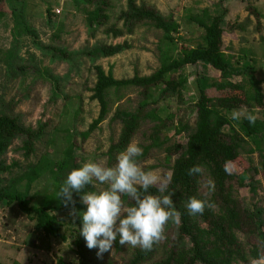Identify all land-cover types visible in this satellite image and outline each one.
Instances as JSON below:
<instances>
[{
  "label": "rangeland",
  "instance_id": "obj_1",
  "mask_svg": "<svg viewBox=\"0 0 264 264\" xmlns=\"http://www.w3.org/2000/svg\"><path fill=\"white\" fill-rule=\"evenodd\" d=\"M135 1L163 16H174L179 23L174 43L163 44L162 33L149 26L138 27L131 36L116 40L106 37L102 33L103 28L92 36V29L88 27L86 18L87 12L95 7L94 0H14L15 14L5 11V16L0 21V114L8 113L18 117L25 127L36 128L40 122L45 125V130L28 159L20 150L21 143H13L4 157L7 165L13 167L11 174L4 176V180L8 191L22 195L30 206L54 209L51 214L60 223L61 229L59 236H48L37 231L36 222L23 214L17 205L4 209L0 213V264L79 262L72 238L75 225L70 211L66 210L64 203L58 198L59 186L74 164L102 161L110 166L115 163L117 156L114 161L109 162L108 150L118 139L120 125L112 122V117L116 110L135 112L141 101L135 90L122 94L119 101L110 96L107 119L98 129L89 133V126L99 112L97 103L90 100L92 94L89 91L95 83L92 69L94 65L101 66L105 72L111 69L116 80L131 79L134 76L148 77L160 66L159 47L177 54L182 47L194 48L202 44L203 31L193 25L189 18L208 9L213 15L223 17V46L226 55L232 65L238 66V70L244 73L233 77L231 83L237 84L253 76L263 82L261 88L264 94L261 62L244 61V55L238 53L240 48L246 49L247 43L251 50L253 46H257L255 20L247 13V7L253 0ZM112 5L107 13V25L117 24L121 28L117 18L126 8V0L115 1ZM247 24L248 42V35L245 33H237L238 39L235 41L236 36H232L233 30L230 31V28L233 26L237 30L241 25L246 28ZM124 42L128 43L130 49L113 58L92 62L83 55L87 49L96 45ZM257 47H254L255 52L258 51ZM57 50L65 52L67 59L62 60L57 55ZM236 57L242 58L236 61ZM245 63L248 67H245ZM172 76L186 81L182 92L184 103L178 104L176 98H168L158 104V114L168 124L162 131V136L169 139L164 148L175 143L185 144L187 135H175L174 126L180 120L193 127V105L199 93L198 80H202V87H208L211 82L218 80V75L202 64L183 68ZM214 90L208 91V94L214 96ZM153 96H159L158 90L153 91ZM233 112H238L240 119L233 120ZM248 114L264 121V110L254 106L226 112L236 130ZM148 128V125L143 126L132 140L139 143L143 150L148 144ZM224 132H229V128L225 127ZM249 149H254L252 139L249 140L240 163L249 167V181L245 182L244 187H240L239 181L235 180L232 187L244 208L262 212L261 224L264 231V177L254 172L253 169L258 168V154H248ZM139 163L143 169L155 171L159 177L155 187L164 188L168 185L173 159L166 156L164 149L150 151ZM208 184V179L204 178L201 186L203 194H206ZM177 225L178 223L171 221L167 229ZM164 234L160 242H163ZM239 239L243 243L257 242L256 237L239 235ZM184 243L186 247L190 246L188 241ZM136 248L139 247L124 245L119 252L113 244L112 250L103 255L111 264H126ZM252 264H264V261Z\"/></svg>",
  "mask_w": 264,
  "mask_h": 264
},
{
  "label": "trees",
  "instance_id": "obj_2",
  "mask_svg": "<svg viewBox=\"0 0 264 264\" xmlns=\"http://www.w3.org/2000/svg\"><path fill=\"white\" fill-rule=\"evenodd\" d=\"M94 1L93 10L86 11V22L92 29V36L103 28L102 33L106 37L116 40L131 36L138 27L149 26L162 33L163 44L175 42L174 35L179 31V23L172 14L163 16L152 8L137 4L135 0H126V8L117 18L121 23V28H118L117 24L107 25V13L112 9V3L118 0ZM7 10L15 14L14 0H0V21ZM247 12L255 17L256 31L259 32L258 14L251 7H247ZM189 21L203 31L202 44L194 48L182 47L177 54L159 47L160 66L148 77L134 76L131 79L116 80L111 69L105 72L101 66L92 67L95 83L89 90L92 94L90 100L97 103L99 112L89 126V133L98 129L107 119L110 112V96L119 101L122 94L135 90L141 97L135 112L116 110L112 117V122L119 123L120 133L117 141L109 147V162L114 161V158L132 142L138 131L147 125L148 144L144 147L139 161L150 151L162 149L168 158L173 159L168 185L164 188L152 186L149 192L159 195L160 189H165L164 194L174 193L172 198L175 210L179 213V223L167 229L171 222L169 221L165 227L163 242H157L151 250H143L140 247L134 249L126 264L259 263L264 261L262 212L244 208L232 187V182L238 180L239 186L244 187L245 182L249 181V167L240 163L250 139L254 149L247 150V153H257L259 161V169L253 170L264 177V121L256 119V122L250 125L245 118L236 130L226 112L253 106L264 110L262 82L250 76L240 83H231L233 77L242 76L244 73L235 68L226 55L223 46L224 20L221 15H213L208 9H204L192 15ZM232 27L230 31L235 30ZM129 49L127 42L116 45L102 44L87 49L83 55L95 62L113 58ZM57 55L62 60L67 59L62 50H57ZM198 64L208 66L218 75V80L211 82L208 87L200 86L202 80H198L199 93L193 105V127L183 124L180 120L174 126L175 135H187L186 142L184 145L175 143L164 148L169 139L162 136V131L168 124L166 119L159 116L158 104L168 98H176L178 104H183L182 92L186 81L179 77L173 78L172 75L183 68ZM154 90H158L157 98L153 96ZM211 90L216 91L214 96L208 94ZM225 127L229 128V132H224ZM44 130L45 125L40 122L36 128L25 127L18 117L8 113L0 114V213L17 205L23 214L36 222L37 231L55 237L60 235L61 226L51 214L54 209L30 206L22 195L11 194L4 180V176L11 174L13 167L7 165L4 159L13 143H21L20 150L28 159L34 153L35 144L42 138ZM195 165L202 167V173L189 176L188 169ZM79 166L81 165L74 164L73 168ZM204 178L214 183V191L210 192L208 188L206 194L201 192ZM251 190L254 191V188L251 187ZM190 197L206 200L210 207H206L202 215H189L186 204ZM66 210L70 211L75 225L72 238L79 259L78 264H111L106 261L104 255L98 257L96 249H88L83 237L79 235L81 221L78 211L83 210L79 197H76L75 210L71 206L66 207ZM239 235L256 237L257 242L243 243ZM185 241L189 242V247L185 246ZM114 247L119 252L122 250L118 241L114 242Z\"/></svg>",
  "mask_w": 264,
  "mask_h": 264
},
{
  "label": "clouds",
  "instance_id": "obj_3",
  "mask_svg": "<svg viewBox=\"0 0 264 264\" xmlns=\"http://www.w3.org/2000/svg\"><path fill=\"white\" fill-rule=\"evenodd\" d=\"M232 118L238 120L240 114L233 112ZM245 118L250 125L257 119L253 114ZM142 155L140 144L130 142L117 155L114 164L85 162L73 168L59 186L58 198L65 207L75 210L76 197H79L83 206V210L78 211L79 235L88 249L97 250L98 257L110 252L117 241L121 246L151 250L163 238L169 221L179 223L172 198L174 193L164 194L165 189H160L159 195L149 192L159 177L155 171L140 166ZM201 173L199 165L188 169L189 176ZM208 188L214 191V183L209 182ZM206 207H210L209 202L197 197H190L186 204L188 214L193 216L202 215Z\"/></svg>",
  "mask_w": 264,
  "mask_h": 264
},
{
  "label": "crops",
  "instance_id": "obj_4",
  "mask_svg": "<svg viewBox=\"0 0 264 264\" xmlns=\"http://www.w3.org/2000/svg\"><path fill=\"white\" fill-rule=\"evenodd\" d=\"M250 3H251V5L249 7L253 8L256 11V13L258 14V16H259L260 31L256 32V35H257L256 41H257V46L258 47L257 46H253V48L251 50V48L248 46V43H247L246 49L244 47L240 48L238 53L241 56L244 55L243 56L244 57V61H249V62L258 61V62H261V67L263 68V71H264V55H263V53H264V0H253ZM252 17L255 20L254 24H255V31H256L257 22H256L255 17L254 16H252ZM247 23H248V21H247ZM248 29H249V27H248V24H247V27L244 30L242 29V27H240V29L234 30L233 33H232V36L233 35L236 36V38L234 40L237 41V39H238L237 38V33L238 34L239 33L240 34H244L245 33V34L248 35V32H247ZM248 37H249V35L246 38V42H248ZM254 47L258 48L257 52H255ZM241 58L236 57L235 60L239 61L238 59H241ZM242 66H244L243 62H242ZM234 67L238 69V66L235 65ZM245 67H248L247 63H245ZM262 84H263V82H262Z\"/></svg>",
  "mask_w": 264,
  "mask_h": 264
}]
</instances>
